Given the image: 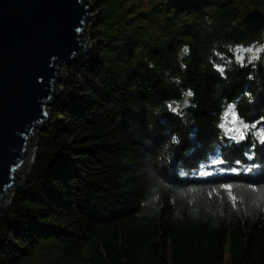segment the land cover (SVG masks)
<instances>
[{
  "label": "trees",
  "instance_id": "16d2710c",
  "mask_svg": "<svg viewBox=\"0 0 264 264\" xmlns=\"http://www.w3.org/2000/svg\"><path fill=\"white\" fill-rule=\"evenodd\" d=\"M93 9L0 212V264H264V0Z\"/></svg>",
  "mask_w": 264,
  "mask_h": 264
},
{
  "label": "water",
  "instance_id": "95a60500",
  "mask_svg": "<svg viewBox=\"0 0 264 264\" xmlns=\"http://www.w3.org/2000/svg\"><path fill=\"white\" fill-rule=\"evenodd\" d=\"M89 0H0V212L34 159L62 75L87 53ZM189 106L183 99L179 111ZM21 177V180L18 179Z\"/></svg>",
  "mask_w": 264,
  "mask_h": 264
},
{
  "label": "rangeland",
  "instance_id": "374dc122",
  "mask_svg": "<svg viewBox=\"0 0 264 264\" xmlns=\"http://www.w3.org/2000/svg\"><path fill=\"white\" fill-rule=\"evenodd\" d=\"M89 2L93 3L94 0H89ZM143 8H145V6ZM92 14H94V15L89 20V23H91V26L93 24V20H94L95 15H96V12L94 11L93 8H92V11L90 12V15H92ZM91 26H90V28H91ZM88 34L89 33H86L85 34V40L89 42L87 44V53L86 54H88L89 49H90V46H91V43H90V41L88 39ZM244 51H246V52L249 51L248 53H249V55L251 57L256 56V52L254 51V49L252 50L250 47L245 48V49L242 48V49H240L239 52H244ZM237 54L239 55L238 56V59L239 60H242V58L240 57V55H242V54L241 53H238V52H237ZM65 74H66V72H64L63 75H62V78L63 79L65 77ZM60 83H59V85H60ZM224 118H225L224 119V124H225V127H226V131L227 132L228 131H232V136L233 137H242V135H243L242 127L239 124L238 118H237L236 114L234 113L233 108L230 107L229 110L226 111ZM37 135L38 134L32 135V138L34 139L35 144H36ZM27 169H28V167H27ZM26 171L25 172H20V175L24 176V174L26 173ZM18 179L21 180V177L18 176ZM224 264H230L227 258H225Z\"/></svg>",
  "mask_w": 264,
  "mask_h": 264
},
{
  "label": "snow or ice",
  "instance_id": "6c2138e0",
  "mask_svg": "<svg viewBox=\"0 0 264 264\" xmlns=\"http://www.w3.org/2000/svg\"><path fill=\"white\" fill-rule=\"evenodd\" d=\"M187 95L188 96H191L192 93L191 92H188ZM245 127H247V126H245ZM261 140H262V142H264V129H261ZM216 163L222 164L223 161L213 162V164H216ZM229 170L232 171L233 173H236V171H237L236 169H229ZM208 175H211V173H208ZM223 187L225 189L231 190L232 187H233V185L232 184H225V185H223ZM233 198L235 199V197H233Z\"/></svg>",
  "mask_w": 264,
  "mask_h": 264
},
{
  "label": "clouds",
  "instance_id": "9594fccd",
  "mask_svg": "<svg viewBox=\"0 0 264 264\" xmlns=\"http://www.w3.org/2000/svg\"><path fill=\"white\" fill-rule=\"evenodd\" d=\"M185 51H187V49H185Z\"/></svg>",
  "mask_w": 264,
  "mask_h": 264
},
{
  "label": "bare ground",
  "instance_id": "6f19581e",
  "mask_svg": "<svg viewBox=\"0 0 264 264\" xmlns=\"http://www.w3.org/2000/svg\"><path fill=\"white\" fill-rule=\"evenodd\" d=\"M34 134H35V133H34ZM34 134H33V135H34ZM27 167H28V166H27Z\"/></svg>",
  "mask_w": 264,
  "mask_h": 264
}]
</instances>
